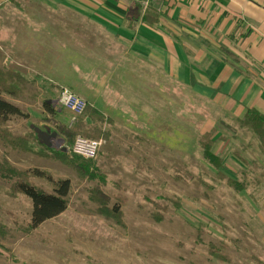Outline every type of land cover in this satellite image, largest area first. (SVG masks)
I'll use <instances>...</instances> for the list:
<instances>
[{
	"label": "rangeland",
	"instance_id": "rangeland-1",
	"mask_svg": "<svg viewBox=\"0 0 264 264\" xmlns=\"http://www.w3.org/2000/svg\"><path fill=\"white\" fill-rule=\"evenodd\" d=\"M129 3L134 5L135 0ZM81 26L79 42L93 47L95 55L108 56L120 49L112 39L99 37L102 34L96 28L89 32V27ZM3 57L0 68L5 71L20 63ZM34 83L38 84L29 86L22 98L4 96L25 115L9 117L7 129L24 137L31 126L42 131L47 127L64 140L63 149L58 150H68L70 159L71 144L66 143L61 128L72 127L73 114L58 101L62 87H49L41 80ZM158 86L157 107L144 116L155 124L139 132L133 124L137 116L122 120L112 127V138L102 142L96 159L107 178L105 193L111 197L115 193L112 183L118 180L126 189L124 227L93 215L94 205L86 192L93 183L80 181L61 162L38 155L39 145L33 141V153L13 151L8 161L20 171L41 170L55 181L68 180V206L31 235L14 232L1 240L0 264H264V155L258 138L217 106L210 94L199 95L190 85L187 90L160 77ZM206 132L212 133L213 153L223 161L221 173L242 183V191L229 187L203 158L200 138ZM3 156L0 148V159ZM181 168L203 183L175 181L174 172ZM32 182L53 191L44 179ZM150 201L160 203L161 222L151 218L156 209ZM7 212L23 223L31 214V201L23 195L9 197L7 185L0 183V224L15 230ZM210 243L230 262L211 260Z\"/></svg>",
	"mask_w": 264,
	"mask_h": 264
},
{
	"label": "crops",
	"instance_id": "crops-1",
	"mask_svg": "<svg viewBox=\"0 0 264 264\" xmlns=\"http://www.w3.org/2000/svg\"><path fill=\"white\" fill-rule=\"evenodd\" d=\"M129 1L0 0V60L20 61L6 71L32 86L68 87L112 127L135 116L139 132L155 124L144 116L159 77L210 94L238 125L249 109L264 115V0H147L158 14L148 23ZM81 25L120 49L95 55Z\"/></svg>",
	"mask_w": 264,
	"mask_h": 264
},
{
	"label": "trees",
	"instance_id": "trees-1",
	"mask_svg": "<svg viewBox=\"0 0 264 264\" xmlns=\"http://www.w3.org/2000/svg\"><path fill=\"white\" fill-rule=\"evenodd\" d=\"M146 1L147 0H135L138 14L140 15L141 11L144 10L141 16L144 22L148 23L149 18H153V20L157 22V10L150 5L144 9L143 3ZM32 85L33 81H28L21 74L5 71L0 68V148L3 150L4 154L0 159V183H5L7 185V195L9 197L15 198L19 195H23L31 201V214L23 223H21L14 214L10 212L6 213L11 218L15 230L6 228L0 224V241L14 232L31 235L41 224L62 214L68 206V198L70 195V182L68 180L55 181L49 174L41 170L20 171L8 161V156L13 151L33 153L30 146V143L33 141L39 145L37 151L38 155L61 162L71 169L80 181L93 183V185L86 187L88 200L94 205L91 211L93 215L100 216L104 220L114 223L116 226L124 227L122 207L126 204L128 199L125 195L126 189L121 185L119 180L115 181L112 183L115 188V193L109 197L104 191V187L107 184L106 175L102 173L103 171L99 168L96 160L84 159L77 155H73L72 158L69 159L68 150H54L40 145L35 133L32 131L24 137H18L7 129L9 117H23L25 115L21 112L19 107L11 104L4 96L22 98L23 92ZM105 125L112 127V120L86 104L82 116L74 120L72 127L70 129H61L66 136V143L70 145L77 136L108 141L111 137V131L105 128ZM239 125L253 132L260 142V149L264 155V115L254 109H249L239 121ZM213 145L214 140L212 139V133H204L200 138L203 158L211 164L217 171L219 177L225 180L229 187H232L236 191H242L244 189L242 183H238L232 178H227L225 174L223 175L221 173L223 172V161L213 153ZM176 171H178V173ZM176 171L174 172L175 181L184 180L189 182L197 180L199 183H203L200 177L192 176L183 168L176 169ZM32 179L46 180L52 186L53 191L50 193L37 187L32 182ZM111 199L114 200L113 205H110ZM150 203L156 209L150 214L151 218L156 222H161L163 220V216L161 215L163 209L160 203L155 201H150ZM174 205L178 210V202H175ZM200 236L201 234L198 232L197 242L199 243L201 242ZM0 249H3L1 243ZM208 255L211 260L230 262L228 256L220 252L212 243L208 244ZM258 263L260 264L259 261Z\"/></svg>",
	"mask_w": 264,
	"mask_h": 264
},
{
	"label": "built area",
	"instance_id": "built-area-1",
	"mask_svg": "<svg viewBox=\"0 0 264 264\" xmlns=\"http://www.w3.org/2000/svg\"><path fill=\"white\" fill-rule=\"evenodd\" d=\"M148 1L143 3L144 6L147 5ZM59 103L68 111L73 114L72 123L74 120L82 116L86 103L73 93L70 89L62 87L60 89ZM102 146L101 140H95L90 138H84L77 136L74 142L70 146V152L73 155H77L84 159L96 160L98 158L99 151Z\"/></svg>",
	"mask_w": 264,
	"mask_h": 264
},
{
	"label": "water",
	"instance_id": "water-1",
	"mask_svg": "<svg viewBox=\"0 0 264 264\" xmlns=\"http://www.w3.org/2000/svg\"><path fill=\"white\" fill-rule=\"evenodd\" d=\"M30 129L35 133L36 138L39 141V143L45 145L46 147L50 149H56V150L63 149L62 145L64 143V140L60 139L56 132L50 131V129L47 127L44 129V131L34 126H31ZM48 137L49 139L53 140L51 144L48 143L46 140H44V139H47Z\"/></svg>",
	"mask_w": 264,
	"mask_h": 264
},
{
	"label": "flooded vegetation",
	"instance_id": "flooded-vegetation-1",
	"mask_svg": "<svg viewBox=\"0 0 264 264\" xmlns=\"http://www.w3.org/2000/svg\"><path fill=\"white\" fill-rule=\"evenodd\" d=\"M44 140H46V141H47V140H50L51 142L53 141V140L49 139V137H48L47 139H44Z\"/></svg>",
	"mask_w": 264,
	"mask_h": 264
}]
</instances>
